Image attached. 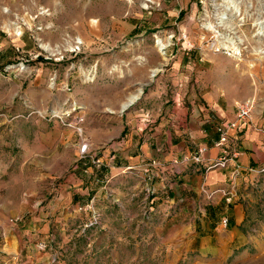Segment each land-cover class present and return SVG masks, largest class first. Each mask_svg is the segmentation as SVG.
<instances>
[{"label": "rangeland", "instance_id": "rangeland-1", "mask_svg": "<svg viewBox=\"0 0 264 264\" xmlns=\"http://www.w3.org/2000/svg\"><path fill=\"white\" fill-rule=\"evenodd\" d=\"M235 1L228 31L215 18L222 0H0V264H264V172L225 202L244 213L235 242H156L172 231L151 214V195L129 199L127 228L118 195L92 213L71 184L90 174L88 161L121 158L132 131L152 138L164 110L196 105L223 73L264 81L253 48L264 43L254 26L264 0ZM205 25L233 38L239 55ZM248 100L263 129L264 94Z\"/></svg>", "mask_w": 264, "mask_h": 264}, {"label": "crops", "instance_id": "crops-1", "mask_svg": "<svg viewBox=\"0 0 264 264\" xmlns=\"http://www.w3.org/2000/svg\"><path fill=\"white\" fill-rule=\"evenodd\" d=\"M263 82L241 68L232 75L223 73L213 89L206 92L196 105L188 107L176 100L173 106L163 111L153 128L152 138L142 139L132 131L119 148L121 158L119 154L110 155L109 152L102 155L98 165L88 161L90 174L80 175L71 183L76 204L88 202L90 212H99L100 199L110 201L108 198L118 195L123 204L118 210L125 217L128 228L134 220L128 206L129 199L139 193L143 198L151 195V214L159 215L165 227L170 226L172 231L168 238L158 235L156 242H183L185 239V242H235L236 231L245 219L242 208L240 205L228 208L220 195L210 200L202 192L203 189L210 192L225 188L235 163L229 162L224 169L206 171V167L221 155L215 146L219 138L216 127L232 122L237 106L256 98L257 90L261 97ZM258 121L252 117L242 131L229 130L237 140L236 150L241 153L236 164V187L243 181H252L258 169L264 167V128ZM199 148L207 151L204 162L196 164L192 156ZM151 162L155 164L150 166ZM118 184L126 192H117ZM109 214L113 213L110 211ZM222 219H227L226 226L220 225ZM139 223L143 227V222ZM224 227L229 230V235ZM187 232L190 233L188 237L185 236ZM111 235L112 242H124L117 233Z\"/></svg>", "mask_w": 264, "mask_h": 264}, {"label": "built area", "instance_id": "built-area-1", "mask_svg": "<svg viewBox=\"0 0 264 264\" xmlns=\"http://www.w3.org/2000/svg\"><path fill=\"white\" fill-rule=\"evenodd\" d=\"M255 109L254 100H246L239 104L236 108L235 118L232 122L220 124L216 127V132L219 136L218 141L215 146L221 151V155L216 160L209 162L206 167V171L227 167V164L231 161L235 163V169L232 171L229 184L225 188H219L213 191L202 190L203 194L207 196V199H212L215 195H220L226 203H230L236 197V183L235 180L238 175V167L236 166L237 160L241 153L234 149L233 146L236 144V139L229 134L230 129H235L237 131H242L244 126L249 123L252 119V114ZM207 149L199 148L196 154L192 156V161L196 164H201L204 162L203 156L205 155ZM79 153L81 156L85 157L89 153V146L87 143H83L79 148ZM98 160L94 163L98 164ZM264 172V168L260 169L258 173ZM221 224L226 226L227 219H223Z\"/></svg>", "mask_w": 264, "mask_h": 264}, {"label": "bare ground", "instance_id": "bare-ground-1", "mask_svg": "<svg viewBox=\"0 0 264 264\" xmlns=\"http://www.w3.org/2000/svg\"><path fill=\"white\" fill-rule=\"evenodd\" d=\"M214 1V0H213ZM238 3L235 0H222L221 5L216 8V14L215 18L217 21V26L223 27L228 31H231L233 28L231 26L226 25L227 23V12L229 10H235L237 8ZM246 8L248 6L246 5ZM254 26L256 27L255 35L260 36L264 38V23L260 21L259 18H257L254 22ZM206 29L210 30L214 34L215 43L217 46L222 50H228L231 51L230 56H238L240 53V50L238 46L235 44V42L232 40L233 38H230L228 36H222L220 35L213 27L210 25H205ZM238 39V37L235 38V40ZM238 42L241 43V40H238ZM254 48V52L264 56V43H258ZM157 73V69H152L150 71V77H154ZM139 96V92L133 96H130L126 103L122 105V110L126 109L130 105H132Z\"/></svg>", "mask_w": 264, "mask_h": 264}]
</instances>
